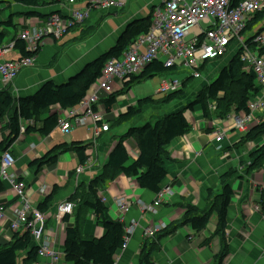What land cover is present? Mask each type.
Returning a JSON list of instances; mask_svg holds the SVG:
<instances>
[{
  "label": "crops",
  "instance_id": "0c3cea01",
  "mask_svg": "<svg viewBox=\"0 0 264 264\" xmlns=\"http://www.w3.org/2000/svg\"><path fill=\"white\" fill-rule=\"evenodd\" d=\"M47 1L46 5L38 8L24 6L15 0L0 2V23H5L11 19L14 26V28L6 31L10 35L2 46L8 47L10 43L15 45V41L12 40L13 37L19 40L20 32L25 30L33 32L53 15L67 18V0L62 3ZM120 1L125 4L122 9L112 8L106 12L92 11L86 20L71 28L60 39H46L34 59V65L20 70L13 80L11 84L13 95L11 94V96L15 98L31 96L46 82H52L55 85L64 84L78 74L88 63L96 60L115 46L128 24L145 18V12L148 10L149 15L151 9L158 4V0ZM73 8L77 10L82 6L75 5ZM32 13L47 18L44 20L29 16ZM140 50L143 51L144 48ZM238 51L239 46L237 44L230 47L228 53L220 59L222 60L220 64L223 62L225 64L222 65L218 74L229 65L230 59L238 54ZM20 58L21 54L13 47L0 56V63ZM212 63L215 62L203 63L200 69ZM211 70L212 68L209 67V71ZM172 71H176V69H164V72L160 74L171 73ZM245 73L248 72L245 71ZM191 78L193 77L182 82L179 81V83L185 87L186 82ZM125 86L119 88L116 82L114 90L116 92L124 91V93L117 97L116 104L110 112L106 113L103 105L99 104V108L104 113V122L109 126V129L107 132L100 133L98 137L94 136L92 126L75 128L67 136L62 135L56 127L46 137L37 134L22 136L7 150L15 161L10 172L16 174L19 180L25 184L30 199V207L33 211L38 212V204L52 192L53 187H57L53 204L47 213L42 214L45 224L41 238L49 241L50 247L58 256V261L53 263L50 258L38 254L34 260L25 261L29 249L39 246V242L32 239L34 243L32 241L29 249L20 252L17 257V264H70L64 260L63 245L65 229L74 225L78 219L75 212L76 207L71 215L64 217H56V207L59 203L67 201L75 195L79 186L88 184L102 173L109 153L117 144L119 137L125 135L131 128L143 126L129 127L125 133L120 135H115L112 132L113 121L118 116L125 114L127 108L134 106L138 100H141L137 99L134 103L130 102L129 98L136 99L132 94L134 85L129 88L128 92ZM3 89L5 87L0 79V90ZM157 94L163 96H159L160 98L157 96L158 98H153L154 100L167 96L160 92V88ZM183 97L180 96L176 99ZM148 105L156 108L158 112L164 110L161 102ZM148 105L142 108V113ZM79 106L70 111H60L56 107L51 108L50 113L45 117L57 113L60 119H66L71 115L69 112L78 110ZM176 107L178 108L174 107L171 112L160 117L171 115L184 108L183 106ZM209 108L214 110V104L210 105ZM115 109L120 110L117 116L114 114ZM199 109L200 107L194 106L191 112L186 111L184 113L190 130L186 135L173 140L167 148L169 159L165 160V168L168 175L162 183V189L169 187L172 194L162 198V202L155 213L143 211L141 206L151 205L157 195L140 189L134 180L124 175H118L99 194L101 202L108 209L110 218L113 221H119L124 226L125 233L131 222L138 224V227L128 235L126 248L117 252L114 264H140L142 245L153 241L154 236L162 235L164 231L169 230L170 225L177 226V230L158 241L157 250L151 254L153 264H215L220 251L218 238L212 237L216 227V213L211 214L206 227H209L208 229L205 228L203 231L195 233L189 224H182V216L185 211L182 205L189 204L198 209H205L209 201L220 194V178L230 169L236 170L239 178L234 177L232 181L234 196L232 204L228 208L225 230L228 256L223 264H264V209L261 207V202L264 199L262 196L264 166L254 169L251 174L244 173L245 166L251 164L250 152L256 146L253 143L244 146L238 144L240 136L244 133L236 130L234 120L240 116V113L232 112L224 120H218L211 117L205 118L201 109L198 112ZM142 113L133 119L139 118ZM254 114L255 119L249 128L259 123L261 119L264 120V112L260 111ZM2 125L4 124L0 122V128ZM214 131L224 133L219 144L215 142ZM5 134L7 135V132ZM1 140L0 133V142ZM65 142H81L89 145L86 150L87 160L83 165H79L74 153L67 152L58 156L54 166H47L39 172H37L36 167L29 166L31 162L41 158L54 146ZM262 143H264L263 140ZM135 145L132 139H128L124 143L129 155L128 164L137 157ZM79 167H83L80 173L77 172ZM80 192L82 195V187ZM119 199H124L130 203V208L124 215H120L116 205V201ZM0 206L5 211L4 219L0 221V246H5L13 242L12 235L16 234L11 231L10 222L15 219L17 211L21 209L19 200L7 184L5 191L0 194ZM78 216L83 239H98L103 235V229L97 223L92 212L82 208ZM159 224H163L164 228L156 233L154 238L144 237L143 229H148L150 225ZM36 227L38 228V225ZM24 231L25 228L20 227L18 232L22 234Z\"/></svg>",
  "mask_w": 264,
  "mask_h": 264
},
{
  "label": "trees",
  "instance_id": "16d2710c",
  "mask_svg": "<svg viewBox=\"0 0 264 264\" xmlns=\"http://www.w3.org/2000/svg\"><path fill=\"white\" fill-rule=\"evenodd\" d=\"M9 0H0L6 2ZM18 3L28 7H42L47 4V0H15ZM50 1V0H49ZM55 3H62L66 0H52ZM152 10L148 16L135 20L128 24L121 36L118 38L115 46L109 49L105 54L96 60L88 63L78 74L71 77L64 84L55 85L52 82L43 84L36 93L23 98L12 97L7 91L0 90V122L4 124L0 128L2 140L0 142V154L9 150L10 147L22 136L37 134L41 137L48 136L57 127L60 119L57 113L49 114L51 108H58L60 111H70L86 98L90 88L102 76V72L107 62L111 59H120L134 45L138 37L146 34L152 23ZM29 16L46 20L39 14H29ZM259 27L257 30H255ZM14 28L12 20L0 23V46L8 40V29ZM264 30V11L256 13L247 23L244 31L248 36L246 44L252 49L258 46L253 43V36ZM254 32L251 37L250 33ZM15 41L14 49L21 54V58L35 59L37 53H30L21 40L12 38ZM260 54L264 53V47L257 48ZM224 67L217 78L205 86L194 98L193 102L188 104L175 113L157 118L154 123H146L139 128H131L129 131L119 137L117 144L110 151L107 163L100 175L91 180L88 184L78 187L75 195L67 201L75 205V212L78 219L75 224L65 229V241L63 245L64 260L70 264H114L115 256L124 244V226L119 221H113L106 206L101 202L99 194L103 192L108 183L113 182L118 175H124L134 180L140 189L147 190L154 194H159L162 189V183L168 175L165 168V160L169 159L167 148L173 140L186 135L190 130L184 113L192 111L194 106L200 107L205 118L211 117L218 120L225 119L230 113H248V104L253 101L260 93V88L255 82L252 73H245L244 66L240 62L239 54L232 57ZM161 62L154 61L149 64L139 75L133 76L125 84L127 92L134 84L155 77L164 72ZM171 70V69H167ZM184 87L181 86L176 92L170 93L159 100L152 97L138 100L134 106L127 109L125 114L118 116L112 124L121 125L133 120L139 111L148 104L158 102L166 103L183 96ZM122 92H114L106 99L99 101L104 110L110 112L116 104L117 97ZM214 104L215 109L210 110ZM7 132V135L5 134ZM132 139L135 142L137 157L131 163L129 162L128 151L124 146L126 140ZM258 140L264 141V120L251 126L243 135L240 136L239 145L244 146L248 143H254ZM89 145L81 142L62 143L54 146L41 158L31 162L30 167H36L37 172L47 166H54L60 154L67 152L74 153L79 165H83L86 160V150ZM250 165L245 166L244 173L251 174L254 169L264 166V143L256 146L250 152ZM236 170H228L221 178V192L214 196L205 209H198L192 205H182L184 214L182 224H189L195 233L203 231L209 222L211 214L216 213V227L212 237L219 240L220 251L217 255L215 264H223L228 256V246L225 238L227 226L228 208L232 204L234 192L232 190V181L239 175ZM83 194L81 195L80 188ZM6 189V183L0 179V194ZM57 187L52 188V192L46 195L38 204L37 210L40 214L47 213L53 204V198ZM262 196L264 198V173ZM264 209V199L261 202ZM84 208L93 213L97 223L103 229V235L96 239H83L80 233V224L78 213ZM177 226L170 225L169 230L164 231L162 235L154 236L150 243L142 245L140 250V264H153L151 254L157 250L158 241L167 235L173 234ZM12 235L13 242L10 245L0 246V264H17V254L26 251L32 244V237L29 230L22 234L15 232ZM38 247L29 249L25 261L34 260L37 255Z\"/></svg>",
  "mask_w": 264,
  "mask_h": 264
},
{
  "label": "built area",
  "instance_id": "2783aa9c",
  "mask_svg": "<svg viewBox=\"0 0 264 264\" xmlns=\"http://www.w3.org/2000/svg\"><path fill=\"white\" fill-rule=\"evenodd\" d=\"M66 4L67 18L53 15L33 32L26 30L20 32L19 40L26 44L29 52L37 53L46 39H60L71 28L86 20L92 11L106 12L112 8L122 9L125 6L120 0H67ZM75 5H81L82 8L75 10L73 8ZM262 11L264 0H158L152 11L149 31L138 37L123 57L107 62L102 76L80 103L78 110L69 112L71 115L66 119H59L57 128L62 135L67 136L75 128L92 126L94 136L98 137L100 133L109 129L104 122V113L99 108V101L102 97H108L116 92L114 90L116 82L119 88L125 86L131 77L139 75L154 61L161 62L165 69L179 70L181 67L189 69L192 71L191 77L197 79L203 63L223 58L230 47L237 44L244 71L254 75L255 82L260 88L259 95L248 104L249 112L240 114L234 120L236 130L245 133L255 119L254 113L264 112V53L260 54L257 49L264 47V30L252 38L253 43L258 46L255 49L246 44L248 36L244 33L247 23L256 13ZM200 24L205 26L204 29ZM13 47L14 43H10L8 47L1 46L0 56ZM141 48L144 50L141 51ZM33 65L32 58L0 63V79L5 87L3 90L13 95L11 85L13 80L20 70ZM180 88L181 84L176 80L164 81L160 92L167 95ZM213 136L215 142L219 144L224 133L215 131ZM14 163L9 151L1 155L0 179L11 188L21 204L15 219L10 222V229L12 232H18L20 227L29 230L32 239L39 242L37 254L46 256L55 263L58 261L57 254L50 247L49 241L41 238L44 217L31 209L25 184L16 174L10 172ZM79 168L78 173L83 170V167ZM171 194L169 187L163 188L155 201L149 206H141V210L155 213L162 198ZM116 205L120 215H124L130 208V203L124 199L117 200ZM74 208L71 202L59 203L56 207V217L71 215ZM4 217V208L0 206V221ZM137 225L136 222H131L127 227L121 251L126 248L128 235L138 227ZM163 228V224L150 225L148 229H143V235L146 238L153 237Z\"/></svg>",
  "mask_w": 264,
  "mask_h": 264
},
{
  "label": "rangeland",
  "instance_id": "374dc122",
  "mask_svg": "<svg viewBox=\"0 0 264 264\" xmlns=\"http://www.w3.org/2000/svg\"><path fill=\"white\" fill-rule=\"evenodd\" d=\"M148 12L149 11L147 10V12H145L144 16H148ZM200 27L202 29H204L205 26L203 24H200ZM258 28L259 27H257L255 30H257ZM253 33L254 32L250 33L249 37H251V35ZM220 61H222V60H220V59L216 60V61H214L215 63H212L211 65H208L203 69H199V74H200L199 78H197V79L191 78L186 82L184 90H183L184 91V93H183L184 97L181 99H175L173 101L163 103L164 110L162 112H158L156 110V108H154L151 105H148L145 108V110L143 111V113H142V109L139 111V113L137 115H140L142 113V115L139 118L133 119L130 122L124 123V124L119 125V126H114L113 127L114 129L112 128V132L115 135H120L122 133H125L129 127H132V126L139 127V126H142L146 123H150V124L154 123V121L156 120L157 117L168 114L169 112H171L174 109V107L178 108L176 106H179V108H180V106L186 107L188 104L193 102L196 95L205 86L207 87L209 84H211L217 78L218 71L220 70L222 65L225 64V62H223V64L222 63L220 64ZM209 67L212 68L211 71H209ZM191 73H192L191 70L181 67V68H179V70L172 71L171 73H164L162 75L160 74L159 76H155V77L150 78L146 81L134 84V87L132 88L133 89L132 94L136 97V99L135 98L134 99L129 98L130 99L129 101L134 103L137 101V99H143V98H147V97L158 98L159 96H163L161 94H159V95L157 94V91L160 88L162 81L176 80L178 82L179 81L182 82L185 79L190 78L192 76ZM119 112H120L119 109L114 110V114L116 116H117V114H119ZM198 112H200V109ZM261 142H262V140H258L256 142H254L253 144H255V146H259L261 144ZM208 228H206V229H208ZM33 243H34V241H33ZM19 254H20V252L17 254V256Z\"/></svg>",
  "mask_w": 264,
  "mask_h": 264
}]
</instances>
